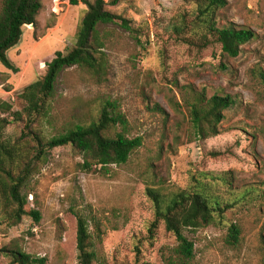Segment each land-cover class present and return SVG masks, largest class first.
<instances>
[{"label":"rangeland","instance_id":"obj_1","mask_svg":"<svg viewBox=\"0 0 264 264\" xmlns=\"http://www.w3.org/2000/svg\"><path fill=\"white\" fill-rule=\"evenodd\" d=\"M226 1L217 26L234 24L255 33L235 58H221L214 40L199 48L168 40L155 27V20L163 24L194 12L195 0H118L108 6L142 23V45L118 26L99 25L108 61L105 80L97 84L76 66L64 69L27 129L20 94L44 75L54 53L74 47L86 10L69 0H40L36 27H23L20 42L7 52L17 72L0 63V141L30 151L34 134L50 138L87 125L109 100L127 121V137H140L142 146L127 163L91 172L80 169L81 157L70 146L45 152L23 191L41 219L18 226L0 219V264L10 263L1 253L6 248L44 264H78L77 216L87 223L92 264H264V85L258 74L264 71V0ZM196 94L234 100L215 137L194 134L186 106ZM210 175L221 179L212 191L233 208L208 227L184 232L194 248L184 263L163 228L154 237L149 233L154 208L147 189L169 198L211 184ZM230 225L240 232L235 246L226 241Z\"/></svg>","mask_w":264,"mask_h":264},{"label":"trees","instance_id":"obj_2","mask_svg":"<svg viewBox=\"0 0 264 264\" xmlns=\"http://www.w3.org/2000/svg\"><path fill=\"white\" fill-rule=\"evenodd\" d=\"M195 1L194 12L172 17L173 19L163 24V20H155V27L164 29L168 34V40L181 41L199 48H205L214 40L219 45L221 58L237 57L241 47L254 39L255 33L251 29L237 27L234 24L217 26V13L226 7V0ZM69 4L71 6L82 4L86 8L76 33L74 47L65 54L54 53L52 60L45 64L44 75L20 94V99L25 104L22 113L28 119L27 129L42 114L54 92L56 80L64 69L76 66L87 72L97 84L105 80L108 61L99 40L97 31L99 25L118 26L139 45H142V35L146 34L142 30V23L136 19L108 9V6H116L118 0L107 2L69 0ZM41 9L40 0H0V63L7 70L17 72L7 58V52L20 42L23 27L29 29L36 27ZM41 67L44 68L43 64ZM219 68L225 70L226 66L220 64ZM258 74L264 85V71L259 70ZM188 102L186 106L188 115L198 139L215 137L223 120V111L234 104V100L228 95H213L205 99L203 95L196 94ZM9 110L10 107L5 105V111ZM22 113H13V116L21 118ZM1 122L4 120H0ZM127 126L123 115L117 112L116 103L106 100L98 118L87 125L75 124L50 138L34 134L32 145L29 146L30 151H23L0 141V219L9 220L13 226L27 220L33 224L39 223L41 214L29 207L23 191L37 163L47 151L70 146L81 157L82 163L79 167L84 172H91L97 167L103 170L111 165L127 163L129 157L142 146L140 137H127ZM117 127L121 132L115 131ZM217 181L221 179L210 175L211 184L198 183L199 187L181 191L169 198L147 189L154 208V218L148 231L154 237L157 231L163 228L171 235L177 243L175 253L181 262L185 263L194 256L193 243L187 239L184 232L208 227L216 219H223L226 211L233 208L232 204L222 200L214 193L215 191H212ZM239 236L238 227L230 225L227 244L237 245ZM89 240L87 223L82 217L77 216L78 264H92L95 259L94 253L89 250ZM1 253L10 259L9 264L45 262L44 259H31L17 249L6 248L2 249Z\"/></svg>","mask_w":264,"mask_h":264},{"label":"crops","instance_id":"obj_3","mask_svg":"<svg viewBox=\"0 0 264 264\" xmlns=\"http://www.w3.org/2000/svg\"><path fill=\"white\" fill-rule=\"evenodd\" d=\"M81 5V4H80Z\"/></svg>","mask_w":264,"mask_h":264}]
</instances>
